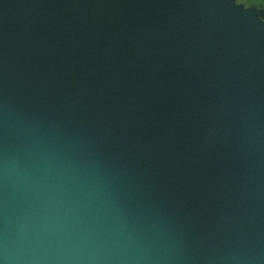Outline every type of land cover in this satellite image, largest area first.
I'll use <instances>...</instances> for the list:
<instances>
[{
    "label": "water",
    "instance_id": "1",
    "mask_svg": "<svg viewBox=\"0 0 264 264\" xmlns=\"http://www.w3.org/2000/svg\"><path fill=\"white\" fill-rule=\"evenodd\" d=\"M0 264H264V27L0 0Z\"/></svg>",
    "mask_w": 264,
    "mask_h": 264
},
{
    "label": "flooded vegetation",
    "instance_id": "2",
    "mask_svg": "<svg viewBox=\"0 0 264 264\" xmlns=\"http://www.w3.org/2000/svg\"><path fill=\"white\" fill-rule=\"evenodd\" d=\"M229 9L242 12L264 27V0H221Z\"/></svg>",
    "mask_w": 264,
    "mask_h": 264
}]
</instances>
